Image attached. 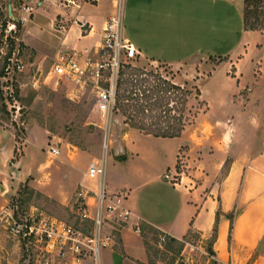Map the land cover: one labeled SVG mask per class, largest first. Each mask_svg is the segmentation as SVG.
<instances>
[{
  "label": "rangeland",
  "instance_id": "rangeland-1",
  "mask_svg": "<svg viewBox=\"0 0 264 264\" xmlns=\"http://www.w3.org/2000/svg\"><path fill=\"white\" fill-rule=\"evenodd\" d=\"M241 2L246 27L253 26L254 29L248 30L253 34L242 38L239 36L241 19L233 6L224 12V7L216 5L209 11L211 21L206 22L207 26H213V30L208 33L211 36L208 47L220 52L217 54L226 53L228 47L235 46L240 38L248 43L246 46H250V50L246 54H237L229 59V62L234 60L236 64L225 63L227 58L211 56L206 60L171 64L138 56L131 62L140 72L151 71L166 81L164 84L156 79L151 82L152 85L159 83L155 88L160 89L152 95L151 102L162 99V104L172 108V111L164 116L161 112L163 107L153 105L148 118L146 117L147 123L176 127L179 115H182L186 124V134L190 138L176 153L172 171L165 169L172 162L173 150L178 141H156L136 133L137 129L129 125V120L120 111L113 110L111 105L98 100L94 86H107L105 80L80 84L61 80L55 84L47 77V73L56 55L51 56L44 49V40L35 48L24 44L21 40L24 21H20L19 28L15 27L11 32L12 41L9 43L8 40L9 48L18 50V57L22 60V70L14 78L20 105L18 112L3 108L0 100V122L10 126L15 132L17 151L11 161L15 163L16 171H20L15 172L14 178H11L13 190L8 201L19 208L34 206L59 219L71 221L70 208L74 193L79 183H87L83 182L86 178L78 183L80 169L83 167L85 171L93 160L102 162L106 167L107 156L108 181L117 184L125 181H130L131 184L142 183L147 191L151 210L156 211L153 208L155 206L161 209L166 202L175 201L176 196L179 198L178 193H171L168 189L166 181L170 183V180L164 179V172L170 175L174 183L179 184L182 180L183 187L198 184L203 193L213 191L215 198L219 200L222 181L239 162L232 153L237 154L242 150L241 157H246L259 147V138L263 134L264 0ZM30 3L34 8L37 7L32 0ZM6 6L7 0H0L1 42L5 38L6 25L11 24L6 15ZM38 9L45 11V14H41L45 17L51 12L50 7L46 9L45 4L38 6ZM193 13L195 12H185L184 9V19L188 16L190 18ZM193 17L197 18L196 14ZM41 23H46V19H41ZM126 23L125 15L123 28L128 33ZM196 23L197 29L201 31V24L193 19V24ZM181 26L186 31L187 26L184 23ZM50 34L56 36L58 33L52 29ZM44 50L48 55L44 54ZM96 51V48L91 51L90 60L97 59ZM217 67L219 68L216 70ZM135 73L139 74L137 71ZM260 75L261 78L256 80ZM240 77H243L242 84ZM143 84L147 85V82ZM169 85H180L183 90L169 88ZM195 87L200 90L198 98L194 96ZM185 90L192 95L185 94ZM215 90L218 92L217 96H211L216 95ZM132 103L130 100L126 104ZM126 113H132V110L127 109ZM133 131L136 133L135 137L139 136L134 144L139 156H128L124 163L119 164L118 161L125 160L131 150V147L127 148V145L130 146L127 140H130L129 133ZM249 140L254 141L248 143ZM232 144L238 146L233 152H227L231 151L229 149ZM32 146L35 152L31 150L29 154L27 148ZM50 146L58 148L59 154L49 153ZM117 146L121 147V154L124 151L120 157L115 154ZM62 159L70 161L66 164ZM143 172L146 176H143ZM177 206L179 204L176 202L171 212ZM230 212L224 214L230 216ZM220 214L223 213L218 208L217 215ZM215 231L213 229L210 236L189 231L179 242H173L154 227L144 225L139 234L145 251V263L136 259L132 261L134 264H220L214 260V253L211 255L208 252L212 249ZM122 234L123 232L116 245L109 249L119 256L108 255L104 260L106 264H126L122 261L125 256L124 242L135 244L137 239L134 236L126 239ZM232 248L237 255V264H249L254 256L237 246ZM27 259L28 256L17 240L0 223V264H26Z\"/></svg>",
  "mask_w": 264,
  "mask_h": 264
},
{
  "label": "crops",
  "instance_id": "crops-1",
  "mask_svg": "<svg viewBox=\"0 0 264 264\" xmlns=\"http://www.w3.org/2000/svg\"><path fill=\"white\" fill-rule=\"evenodd\" d=\"M32 1L35 3L38 0ZM40 1L41 4L39 6L41 7L45 4L46 9L50 7L51 12L45 17L41 15L45 14V11L38 9V6L33 8L31 18L29 17V20L23 23L21 34L23 43L35 48L38 44H42L44 40L46 41L44 49H47L51 56H55L59 50L66 48L74 52L80 61H84L87 58L91 59V51L94 48L97 50L99 45L105 20L116 11L117 0H97L93 4L84 3L82 5L78 13L83 14L92 23L93 29L91 32L84 34L76 24H72L69 30L65 33L57 32L56 36L50 34L54 21L60 15L69 17L75 14V11L65 8L61 4V0ZM216 5L224 7V12L229 10L231 6L235 8L241 19L242 28L239 35L241 38L242 36L246 37L253 34L252 31L250 32L244 28L241 0H125V3L123 0L122 19L126 15V27L128 26V33L124 32V34L137 48L139 58H148L171 64L197 59L206 60L211 56L221 57L222 59L227 58L225 63L236 64L234 60L229 62V59H233L237 54H246L250 50V46H246L248 43L242 41L241 38L235 46L228 47L227 52L224 54H217L220 52H215V50L208 47L210 43L209 37L211 38L208 33L213 30V26H207L206 22L208 21L209 23L211 21L209 11L215 8ZM184 9L185 12L194 11L195 13L190 18L188 16V18L184 19ZM195 14L197 18L193 17ZM41 19H44V21L46 19V23L42 24ZM193 19H196L199 25L201 24V31L197 29V23L193 24ZM183 23L187 26L186 31H184L185 27L181 26ZM204 26L205 28H203ZM239 46L240 49L238 50ZM44 54L48 55L46 50H44ZM263 73L264 70L262 71ZM261 75L254 79L259 80ZM240 79L241 84L244 83L243 77H240ZM215 93L216 95L211 96L216 97L218 92L216 91ZM261 121L263 128L262 137L259 138L261 139V144L246 157H241L240 151L242 150L237 154L232 153L234 158L239 159V162L237 167H233L232 172L222 181L219 200L215 198L213 191L211 193H203L201 191L202 187L198 184H188L187 187H183L182 180L178 184L172 182L171 177H169L170 179L164 178L165 180H170V183L166 181L168 189L171 193H178L179 198L176 196L177 199L175 201L166 202L163 207H160L161 209L155 206L153 208H156V211L151 210L147 191L142 183L131 184L130 181H125L117 184L116 182L111 183L108 181V156L105 162L104 185L110 192L121 190L127 192L126 204L132 211L130 225H134L139 221L140 229L144 225H149L165 236L177 240H181L189 231H194L201 236H210L213 229H215V236L211 244L215 261L220 264H237V255L235 249L232 248L237 246L244 252L254 255L249 264H264V114L261 117ZM134 132L129 133L131 137L130 140H127V144L130 143L127 148L131 147L129 154H127L125 160H119L118 163H124L128 156H139V152L134 148L135 139L139 137H135V135L138 133L156 141H178L173 150L172 162L167 166L166 171H172L176 153L185 146L190 138L186 134V125L179 136L172 138L155 137L143 134L139 130L136 133ZM253 141L249 140L248 143ZM15 145L14 130L0 122V209L7 203L13 190L11 178H14L15 172H20L16 171L15 163L11 161L13 154L17 151ZM236 146L238 145L234 146L232 144L229 149L231 151L227 152H233ZM31 150L35 152L33 146L27 148L29 154ZM33 152L32 155H35ZM123 154L124 151L118 156L120 157ZM69 161L70 159H62V162L66 164ZM86 170L84 171L83 167L80 169L78 183L85 178ZM143 176H146L144 172ZM190 181L192 182L193 180ZM83 182L85 183L86 179ZM176 202L179 206H177L175 211L171 212ZM218 208H221L223 213L219 216L217 215ZM228 211H231L232 219L224 214ZM122 232V237L126 239H129L130 236H134L137 239L135 244L124 242L123 251L125 256L122 261L126 264H134L132 259H136L145 263L146 256L140 232H135L130 227L123 229ZM229 233L231 236L230 241ZM108 255L110 257L112 255L119 256L117 252L111 253L107 249L101 254L102 264H106L104 260ZM240 255L242 256V254Z\"/></svg>",
  "mask_w": 264,
  "mask_h": 264
},
{
  "label": "built area",
  "instance_id": "built-area-1",
  "mask_svg": "<svg viewBox=\"0 0 264 264\" xmlns=\"http://www.w3.org/2000/svg\"><path fill=\"white\" fill-rule=\"evenodd\" d=\"M30 1L20 0L18 22L26 21L32 14L34 6ZM60 2L75 14L69 17L60 15L52 26L56 32L65 33L72 24H76L84 34L92 31V23L78 11L84 3L93 4L97 0ZM34 4L39 6L41 1ZM122 4L123 0H117L115 13L103 24L97 59L80 61L71 50L61 49L52 59L51 69L47 73L55 84L61 80L74 84L105 80L107 86L95 84L94 88L98 100L111 105L112 109L121 65H133L132 60L139 56L137 48L123 31ZM15 27L16 23L13 22L6 25L5 38L0 44V100L3 108L17 113L20 105L14 78L22 70V60L18 57V50L8 46ZM49 152L57 155L59 149L50 146ZM104 174L102 162L92 161L88 165L85 174L87 183H79L74 193L71 221L59 219L34 206L19 208L11 201L1 207L0 223L25 251L28 256L26 264H102L101 254L116 245L123 229L130 227L140 232L139 221L130 225L132 211L126 204L127 192L108 191L103 182ZM169 177V174H164L165 179Z\"/></svg>",
  "mask_w": 264,
  "mask_h": 264
},
{
  "label": "trees",
  "instance_id": "trees-1",
  "mask_svg": "<svg viewBox=\"0 0 264 264\" xmlns=\"http://www.w3.org/2000/svg\"><path fill=\"white\" fill-rule=\"evenodd\" d=\"M245 3L247 0H244ZM253 1V0H251ZM20 3V0H19ZM244 19V28L245 30H252L254 27L247 28L245 24V18L243 14ZM7 22V21H6ZM16 27L19 28V22L16 23ZM12 40L9 39V43ZM1 44V41H0ZM135 71L139 72L137 75ZM144 76V77H143ZM156 79L160 83H166L165 79H163L160 75H157L156 73H152L151 71H141L134 67V65L130 64H122L121 68L118 72V77L116 80V86H115V103L113 106V110L120 111L122 115H124L129 120V125L143 134H149L155 137H177L181 134L185 127L184 120L182 119V115H179V122L177 123L176 127L172 126H159V124H148L146 121V117L148 118L149 110L154 106L156 107H163L161 109V112L166 116V113H169L172 111V108L166 107V105L162 104V99H156L154 102H151L152 95L155 94L157 90L155 87L159 85H152V81ZM147 85H144L143 83H146ZM139 83V84H138ZM143 86V87H142ZM130 87V89L128 88ZM169 88H173L175 90H183V87H180V85H169ZM167 88V90L169 89ZM194 96L199 97L200 96V90L198 87H195L194 89ZM187 95H192V93L184 91ZM1 99V97H0ZM133 101L132 104H126L128 101ZM187 99L185 100L186 103ZM123 102H126L125 104ZM167 105L170 106V104L167 103ZM185 105V104H184ZM165 106V107H164ZM127 109L132 110V113H126ZM174 111V110H173ZM230 219H232V215L229 216ZM231 230V228H230ZM185 237V236H184ZM169 240L173 242H179V240L169 237ZM231 240V236L229 233V241ZM209 254L212 255L213 251L212 249L208 250Z\"/></svg>",
  "mask_w": 264,
  "mask_h": 264
},
{
  "label": "water",
  "instance_id": "water-1",
  "mask_svg": "<svg viewBox=\"0 0 264 264\" xmlns=\"http://www.w3.org/2000/svg\"><path fill=\"white\" fill-rule=\"evenodd\" d=\"M19 0H7L6 15L9 21L13 23L18 22L17 11L19 10ZM116 156L121 154V147H116Z\"/></svg>",
  "mask_w": 264,
  "mask_h": 264
}]
</instances>
